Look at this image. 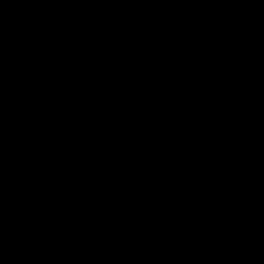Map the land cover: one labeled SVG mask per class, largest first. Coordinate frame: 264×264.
I'll list each match as a JSON object with an SVG mask.
<instances>
[{
    "label": "water",
    "instance_id": "95a60500",
    "mask_svg": "<svg viewBox=\"0 0 264 264\" xmlns=\"http://www.w3.org/2000/svg\"><path fill=\"white\" fill-rule=\"evenodd\" d=\"M0 264H264V0H0Z\"/></svg>",
    "mask_w": 264,
    "mask_h": 264
}]
</instances>
